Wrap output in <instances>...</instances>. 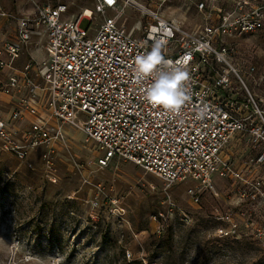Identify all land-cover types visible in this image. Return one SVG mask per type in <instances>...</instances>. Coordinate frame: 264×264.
<instances>
[{
	"label": "built area",
	"instance_id": "built-area-1",
	"mask_svg": "<svg viewBox=\"0 0 264 264\" xmlns=\"http://www.w3.org/2000/svg\"><path fill=\"white\" fill-rule=\"evenodd\" d=\"M1 1L0 19L16 24L12 41L0 44V91L12 105L8 121L0 118L5 147L22 158L41 147L50 161L57 147L71 143L72 127L102 152L101 167L115 159L131 161L167 186L190 179L222 198L216 178L230 179L235 205L214 208L215 218L229 224L220 233L238 239L242 220L248 236L264 246V226L254 221L264 212V60L253 50L248 60L239 50L241 40L245 46L253 41L264 56V0H229L228 7L220 0H185L187 10L196 6L204 13L196 30L161 13L169 0H151L158 6L127 0L143 15L139 36L120 22L121 0H94L104 18L96 32L90 31L88 10L62 20L67 3L30 0L33 11L13 12ZM154 30L168 34L165 59L189 75L190 99L179 114L148 104L150 80L134 78L135 58L151 50ZM40 36L46 38L44 57L20 64ZM15 122L21 124L17 129ZM238 143L246 146L245 156L234 152L232 144ZM187 192L196 201L200 197L192 186Z\"/></svg>",
	"mask_w": 264,
	"mask_h": 264
},
{
	"label": "rangeland",
	"instance_id": "rangeland-1",
	"mask_svg": "<svg viewBox=\"0 0 264 264\" xmlns=\"http://www.w3.org/2000/svg\"><path fill=\"white\" fill-rule=\"evenodd\" d=\"M62 1L70 4L62 20L88 10L90 31L96 32L104 18L94 0ZM20 2L26 11H33L30 0ZM185 10V0H169L161 13L178 17L188 29L204 24V13L196 6ZM119 11L120 22L139 36L144 24L140 10L121 0ZM114 13L108 10L107 15ZM3 22L0 19V25ZM245 41L239 43L242 56L250 60L247 55L253 50L264 60L262 48L253 41L245 46ZM45 42L44 36L36 37L26 54L33 51L41 58L43 53L37 49ZM25 59L23 55L20 64ZM11 109V98L0 91V118L8 121ZM20 125L15 122L13 128ZM68 129L71 143L57 147L50 161L41 147L22 158L0 139V264H264V246L248 236L242 220L243 235L238 239L219 231L229 224L215 218L214 208L235 205L232 180L216 178L222 198L190 179L167 186L131 161L115 159L101 167L98 160L103 154L96 145L87 144L82 132ZM239 144L232 148L237 156H245L247 148ZM191 186L200 191L197 201L187 192ZM254 221L264 226L262 210Z\"/></svg>",
	"mask_w": 264,
	"mask_h": 264
},
{
	"label": "clouds",
	"instance_id": "clouds-1",
	"mask_svg": "<svg viewBox=\"0 0 264 264\" xmlns=\"http://www.w3.org/2000/svg\"><path fill=\"white\" fill-rule=\"evenodd\" d=\"M160 31V35L155 32ZM168 34L162 30H154L152 35L151 50L139 55L134 61V78L142 83L150 80L145 91V99L153 107L164 111L179 114L182 107L190 99L187 81L188 72L179 64L173 66V62L166 60L163 50L167 45ZM159 69L158 74H155ZM205 115L201 110L198 116Z\"/></svg>",
	"mask_w": 264,
	"mask_h": 264
},
{
	"label": "crops",
	"instance_id": "crops-1",
	"mask_svg": "<svg viewBox=\"0 0 264 264\" xmlns=\"http://www.w3.org/2000/svg\"><path fill=\"white\" fill-rule=\"evenodd\" d=\"M2 2V5H3V7L6 9V10H12L13 12H20V11H22L23 9H24V6H20L21 4V2H20V0H2L1 1ZM37 2L38 3H40V4H52V5H55V4H57V2L56 3H52V2H39L38 0H37ZM59 2H63V3H67V2H65V1H62V0H59L58 1V3ZM224 2V6L225 7H228V5H229V0L228 1H223V0H220L219 1V4L220 3H223ZM5 3V4H4ZM68 4V3H67ZM69 6H70V4H68ZM188 12V10L186 9L185 10V13H187ZM3 23L0 25V44H2V43H5V42H8V41H12V39H13V37H14V34H15V28H16V24H15V22H13V21H11V19L10 20H7V19H3ZM37 50H41V52L43 53L42 54V56H41V58L42 57H44V55H45V52H44V50H43V48L40 46V48H38ZM25 56V60H24V63L27 61V59L30 57V56H33L35 59H40L41 60V58H37V57H35V55H34V52L32 51L31 53H29V54H26V52H24L23 54H22V56ZM21 56V57H22ZM23 63V64H24Z\"/></svg>",
	"mask_w": 264,
	"mask_h": 264
},
{
	"label": "bare ground",
	"instance_id": "bare-ground-1",
	"mask_svg": "<svg viewBox=\"0 0 264 264\" xmlns=\"http://www.w3.org/2000/svg\"><path fill=\"white\" fill-rule=\"evenodd\" d=\"M120 14H122V12L120 13ZM120 16V15H119ZM176 18H178V17H176ZM179 19V18H178Z\"/></svg>",
	"mask_w": 264,
	"mask_h": 264
},
{
	"label": "trees",
	"instance_id": "trees-1",
	"mask_svg": "<svg viewBox=\"0 0 264 264\" xmlns=\"http://www.w3.org/2000/svg\"><path fill=\"white\" fill-rule=\"evenodd\" d=\"M241 233V235H243V233L242 232H240ZM250 237V236H249Z\"/></svg>",
	"mask_w": 264,
	"mask_h": 264
}]
</instances>
